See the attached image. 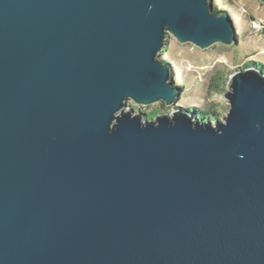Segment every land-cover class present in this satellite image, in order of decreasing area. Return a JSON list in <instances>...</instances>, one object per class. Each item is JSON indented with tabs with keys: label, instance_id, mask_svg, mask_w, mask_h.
I'll return each mask as SVG.
<instances>
[{
	"label": "water",
	"instance_id": "1",
	"mask_svg": "<svg viewBox=\"0 0 264 264\" xmlns=\"http://www.w3.org/2000/svg\"><path fill=\"white\" fill-rule=\"evenodd\" d=\"M235 32L213 0H0V264H264V74L214 123L129 107L175 103L168 34Z\"/></svg>",
	"mask_w": 264,
	"mask_h": 264
},
{
	"label": "rangeland",
	"instance_id": "2",
	"mask_svg": "<svg viewBox=\"0 0 264 264\" xmlns=\"http://www.w3.org/2000/svg\"><path fill=\"white\" fill-rule=\"evenodd\" d=\"M213 9L231 13L238 41L231 46L215 43L200 49L191 43H179L172 35L157 56L167 62L172 79L182 89L175 103L159 101L150 105L129 102V107L147 117L181 108L203 121L223 120L229 109L224 97L228 79L238 69L264 67V3L259 0H213ZM250 63V64H248ZM211 111L214 112L211 115ZM203 114V115H200Z\"/></svg>",
	"mask_w": 264,
	"mask_h": 264
},
{
	"label": "trees",
	"instance_id": "3",
	"mask_svg": "<svg viewBox=\"0 0 264 264\" xmlns=\"http://www.w3.org/2000/svg\"><path fill=\"white\" fill-rule=\"evenodd\" d=\"M214 10V12L215 13H217V14H219V13H223V12H227V11H220V12H218L216 9H213ZM229 15H230V17H231V13L230 12H227ZM238 35H237V31L235 32V44L237 43V41H238ZM248 64H250V63H248ZM258 67H260V69L263 71V74H264V67H262V66H258ZM172 82H173V84L176 86V84H175V81L172 79ZM177 87V89L180 91L181 89H182V87L181 86H176ZM211 115H213L214 114V112L213 111H211V113H210ZM200 115H203V114H201L200 113Z\"/></svg>",
	"mask_w": 264,
	"mask_h": 264
}]
</instances>
